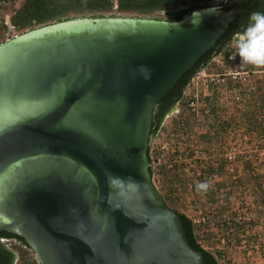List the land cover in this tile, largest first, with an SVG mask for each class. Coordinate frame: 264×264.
<instances>
[{
  "label": "water",
  "instance_id": "95a60500",
  "mask_svg": "<svg viewBox=\"0 0 264 264\" xmlns=\"http://www.w3.org/2000/svg\"><path fill=\"white\" fill-rule=\"evenodd\" d=\"M237 12L81 17L1 43L0 231L39 264H206L153 185L147 149L155 105Z\"/></svg>",
  "mask_w": 264,
  "mask_h": 264
},
{
  "label": "rangeland",
  "instance_id": "374dc122",
  "mask_svg": "<svg viewBox=\"0 0 264 264\" xmlns=\"http://www.w3.org/2000/svg\"><path fill=\"white\" fill-rule=\"evenodd\" d=\"M207 1L212 7L221 2ZM22 2L4 1L1 15L11 16ZM198 2L183 0L174 10ZM94 16L173 20L166 10L141 14L119 11L116 4L110 11L70 13L68 19ZM53 22L56 21L44 24ZM27 30L29 28L9 31L7 26H0V44ZM231 42L225 46L219 61L212 58L193 75L181 98L164 116L159 129L149 141L153 171L151 179L165 203L190 219L208 213H214L219 218L224 213L230 216V224L218 219L215 226L194 225L197 240L217 256L219 264H260L264 262V160L258 162L257 156L264 150V80L263 73L256 72L251 74L249 82L242 79L232 82L228 75L224 76V85L217 86L210 81V76L216 78L217 74L233 70L235 64H239L238 70L255 67L241 64L235 44L232 42L233 51ZM232 51L235 53V63L226 57ZM263 67L256 66L258 70ZM253 87V95L247 97L248 90H253ZM233 88L240 89L239 102H235ZM195 94L200 100L199 107L191 110L187 102ZM215 100L217 106L204 113L205 106ZM232 101L234 106L229 108L228 103ZM245 134L248 138L244 137ZM231 143L252 156L258 163V172L253 174L250 162L238 159L234 171H226L223 154ZM205 181L209 183V189L206 192L197 191L196 184ZM199 229L203 230L202 234L197 232ZM11 246L15 251L13 264H38L27 250L15 243ZM21 249L26 253L22 254Z\"/></svg>",
  "mask_w": 264,
  "mask_h": 264
},
{
  "label": "trees",
  "instance_id": "16d2710c",
  "mask_svg": "<svg viewBox=\"0 0 264 264\" xmlns=\"http://www.w3.org/2000/svg\"><path fill=\"white\" fill-rule=\"evenodd\" d=\"M2 1L6 0H0V2ZM199 2L201 3L194 4L184 9L174 10V7L181 5L183 0H116V2L113 0H23L22 4L14 10V13L11 15L10 22L17 29H31L36 25H41L46 22L66 20L70 13L110 11L115 4L116 9L119 11H131L141 14L166 10L172 15L173 20H179L186 13L194 9L210 6L207 0H199ZM223 7L226 11L231 9L238 10L239 13L237 17L229 22L228 28L216 41V44L206 51L195 65L188 70L176 85L155 105L149 141L159 129L164 116L181 98L185 87L193 75L203 69L216 54L224 50L231 39V32L237 27L239 18L244 17L251 11L264 12V0H228L223 4ZM147 156L149 163H151L149 145ZM149 170L152 176L153 171L151 165L149 166ZM173 210L179 215L185 228L188 242L192 248L202 253L206 264H219L217 256L210 250L204 248L197 240L192 220L186 214L176 209ZM0 238H16L20 240L21 243L28 245L24 238L9 232L0 231ZM24 252L25 250L21 249V253L23 254ZM14 259L15 251L0 242V264H13Z\"/></svg>",
  "mask_w": 264,
  "mask_h": 264
},
{
  "label": "built area",
  "instance_id": "2783aa9c",
  "mask_svg": "<svg viewBox=\"0 0 264 264\" xmlns=\"http://www.w3.org/2000/svg\"><path fill=\"white\" fill-rule=\"evenodd\" d=\"M4 4V1L0 2V26L2 25H5L7 26V28L9 29V31H14L16 28L14 25L11 24L10 22V17L11 16H2L1 15V11H2V6ZM232 46V49L234 51V44L231 42L230 44ZM230 52L226 57L229 59V60H232L234 63L236 61L235 59V53L234 52ZM222 54H223V51L219 52L218 54H216L214 57H213V60L215 61H219L220 58L222 57ZM238 65L239 64H235L234 67H233V70L229 69L227 70L226 72H223L221 74H217L216 78L214 76H210V81H212L213 84L219 86V85H224L225 84V77L224 76H227L229 77V79L232 81V82H239L240 79H242L241 81H248L249 82V79L251 78V74L253 73H256V72H260V73H263V80H264V67L261 68L260 70H258L255 67L251 68V67H248L246 69H242V70H238ZM204 72V70H203ZM202 73V72H201ZM243 74L244 76L241 77L240 75ZM253 90L249 89L248 90V93H247V97H251L255 91V88L253 87L252 88ZM232 92H233V96H234V99H235V102H239L240 100V97H239V94H240V89L239 88H233L232 89ZM179 101V100H178ZM177 101V102H178ZM199 97L197 94L193 95V96H190V98L188 99V102H187V105L189 106V108L191 110H197L198 107H199ZM234 101H232L231 103L229 102L228 103V107L231 108V106H234L232 105ZM217 106V101L215 100L213 103L205 106V109H204V113H209L211 111V109H214L215 107ZM245 138H248V135L245 134L244 136ZM248 152L247 151H242L239 146L235 143H231L227 146V148L225 149L224 151V154H223V157H224V160L226 162V171L229 172V173H232L234 171V165H235V162L238 160H245L247 162H250L251 164V168H252V173L255 174L256 172L259 171L258 169V163L255 162V160H253L252 156L250 154H247ZM257 160L258 162H262L264 160V150H262L261 152H259L258 156H257ZM151 165V164H150ZM218 219H221L222 222L226 223V224H230V216L227 215L226 213L222 214L221 217L219 218L218 216H216L214 213H208V214H205V215H201V216H198L196 218H192V222L194 225H197V226H201L203 224H208L210 226H215L218 224ZM197 232L199 234H202L203 233V230L202 229H199L197 230ZM202 236V235H201ZM1 241L8 247L11 249V245H13V243L15 244H18L19 246H21L23 249L27 250L28 251V254L31 255V257L33 259H35V261L39 264L38 262V259L35 255V252L32 250V248L26 244H23L20 242V240L16 239V238H0ZM260 264H264V262H261Z\"/></svg>",
  "mask_w": 264,
  "mask_h": 264
},
{
  "label": "clouds",
  "instance_id": "9594fccd",
  "mask_svg": "<svg viewBox=\"0 0 264 264\" xmlns=\"http://www.w3.org/2000/svg\"><path fill=\"white\" fill-rule=\"evenodd\" d=\"M231 40L235 44L236 55L239 56L241 64L264 66V12L250 13L246 25L235 31ZM209 187L206 181L196 184L197 191L206 192Z\"/></svg>",
  "mask_w": 264,
  "mask_h": 264
},
{
  "label": "bare ground",
  "instance_id": "6f19581e",
  "mask_svg": "<svg viewBox=\"0 0 264 264\" xmlns=\"http://www.w3.org/2000/svg\"><path fill=\"white\" fill-rule=\"evenodd\" d=\"M55 27H58V29H60V30H64L66 33H70V32H74V31H81V30L85 29L87 27V25L83 21V22H77L76 25L68 23V24H64V25H58V26H55ZM55 27L48 28L47 30L42 31L41 33H37L35 35H32V36L29 37V39L30 40L38 39L40 37V35L44 34L45 31H46L45 33H47L50 30L57 29Z\"/></svg>",
  "mask_w": 264,
  "mask_h": 264
},
{
  "label": "flooded vegetation",
  "instance_id": "af4514ba",
  "mask_svg": "<svg viewBox=\"0 0 264 264\" xmlns=\"http://www.w3.org/2000/svg\"><path fill=\"white\" fill-rule=\"evenodd\" d=\"M219 1V0H218ZM221 2L219 3V4H217L215 7L216 8H218V9H221V10H225L224 9V7H223V4L225 3V2H227L228 0H220ZM201 2H198L197 4H200ZM238 13H239V11L234 15V18L233 19H235L236 17H237V15H238ZM250 13H252V11L251 12H249L248 14H246L244 17H240L239 18V20L237 21L238 23H237V27L231 32V34H233L235 31H238V30H241L245 25H246V23H247V20H248V17H249V15H250ZM232 19V20H233ZM228 28V27H227ZM226 28V29H227ZM225 29V30H226ZM223 34V33H222ZM221 34V35H222ZM220 35V36H221ZM232 37V36H231ZM220 38V37H219ZM218 38V39H219ZM217 39V40H218ZM216 40V41H217ZM231 40V39H230ZM216 44V43H215Z\"/></svg>",
  "mask_w": 264,
  "mask_h": 264
}]
</instances>
